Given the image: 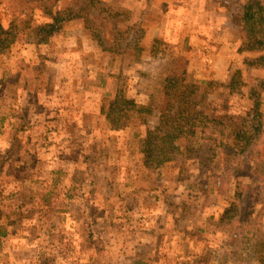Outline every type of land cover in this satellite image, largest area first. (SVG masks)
Returning a JSON list of instances; mask_svg holds the SVG:
<instances>
[{
    "label": "rangeland",
    "instance_id": "rangeland-1",
    "mask_svg": "<svg viewBox=\"0 0 264 264\" xmlns=\"http://www.w3.org/2000/svg\"><path fill=\"white\" fill-rule=\"evenodd\" d=\"M15 12L33 21L0 53V264H264L247 0H0L4 29ZM163 126L180 154L152 172L140 137Z\"/></svg>",
    "mask_w": 264,
    "mask_h": 264
},
{
    "label": "trees",
    "instance_id": "trees-1",
    "mask_svg": "<svg viewBox=\"0 0 264 264\" xmlns=\"http://www.w3.org/2000/svg\"><path fill=\"white\" fill-rule=\"evenodd\" d=\"M249 5L255 9L257 12V20L258 25H250L248 28V32L246 31L245 35L248 37L254 36V34L258 33H264V0H247ZM69 11V10H66ZM16 13V12H15ZM14 13V18L11 23V26L9 29H4L0 25V53L5 50L6 48L10 47L16 40L17 36L20 33H27L29 28L31 27L32 23L29 21H33L32 18L30 20H24V16H22V12L20 14ZM64 12H56L53 16V19L51 22L45 23V24H38L34 28V34H36L38 39L36 40V43H47L50 39V37L58 30V24L63 19ZM22 26L21 29H17L18 27ZM262 60L261 63H258L257 66H264V54L260 57ZM121 102L123 104H133L134 103L131 100L128 99H121ZM124 108V107H123ZM116 111V110H115ZM113 109H110L107 113V118L111 120V123H116V120L114 119V116H119V112H115ZM137 113H140V111H137ZM125 115V113H123ZM177 115V114H176ZM114 127V126H113ZM116 127V125H115ZM175 129L171 128L170 126H163L161 128L160 132H154L149 131L147 135L144 138L140 137V140H142L143 153H144V164L148 168L149 171H156L158 168H160L164 163L169 161H174L177 156L180 154V149L177 145L174 144V137H175ZM243 131V135H244ZM251 135V134H249ZM247 136L250 138L258 139V135L253 136ZM138 136V135H137ZM245 136V135H244ZM221 140L224 138V134L221 135ZM246 138V137H245ZM162 139V140H161ZM205 140H213L211 134H206L200 136V139L197 141V143L202 144L201 142H204ZM218 140H216L214 143H216ZM248 141H245L244 143H247ZM243 143V144H244ZM217 145L219 143H216ZM221 146V144L219 145ZM259 151L261 153L260 159L263 161L264 164V139L260 140L259 144ZM252 152V151H251ZM250 152V153H251ZM227 155V153H225ZM226 160V159H225ZM230 209L225 210V214L229 213Z\"/></svg>",
    "mask_w": 264,
    "mask_h": 264
}]
</instances>
